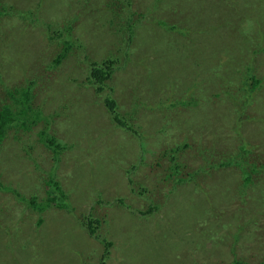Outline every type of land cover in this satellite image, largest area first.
<instances>
[{
    "label": "rangeland",
    "instance_id": "rangeland-1",
    "mask_svg": "<svg viewBox=\"0 0 264 264\" xmlns=\"http://www.w3.org/2000/svg\"><path fill=\"white\" fill-rule=\"evenodd\" d=\"M0 4V110L30 87L40 114L0 147V264H264V0ZM109 58L98 91L87 66ZM51 178L68 208L33 209Z\"/></svg>",
    "mask_w": 264,
    "mask_h": 264
},
{
    "label": "trees",
    "instance_id": "trees-1",
    "mask_svg": "<svg viewBox=\"0 0 264 264\" xmlns=\"http://www.w3.org/2000/svg\"><path fill=\"white\" fill-rule=\"evenodd\" d=\"M67 3L70 4H78L80 3V0L77 1V3L72 2L71 0H67ZM33 13V12H32ZM30 11H27V17L32 18L33 14ZM15 15L13 12H10L9 9L5 8L4 6H2L0 4V21L3 23L8 19L9 21L14 20ZM62 35H60V37H57V40L63 39L61 38ZM30 40V39H28ZM36 39H32V42H35ZM69 41H71V38H69L67 40L66 43H68ZM65 43V44H66ZM75 43V41H74ZM63 56L59 55L55 62L59 61L61 63ZM109 61L107 63H98V62H89V66H87L88 69V76H87V81L90 82V84H92L93 86L96 87V90L98 91H103L105 86H107L108 84H106V80L111 78L113 73L115 72V64L116 62L113 59H108ZM252 83L254 84L253 88H251L249 91H253L254 87H258L259 88L262 87V85L264 84V80L261 81V79L258 78H254V80H252ZM258 88V89H259ZM8 94L9 96L12 98L11 102L9 104H6L3 106V108L0 110V147L2 145V143L4 142V140L6 139L9 131L11 129H13L16 126H20L22 128H27V126L29 124H35L37 122V120L39 119V115L36 112H33L31 114L28 115V107L29 105L24 103V100L26 103L31 101L32 98V89L30 87H26L24 89L22 88H15L14 90H10L8 89ZM24 99V100H23ZM12 100H13V104H12ZM105 106L107 107L108 113L112 116V120L119 126H121L124 130H131L130 126L126 123L125 118L121 117V115H119L118 111H117V103L116 100L114 98H112L111 96L106 97L105 99ZM31 110V109H30ZM153 110V109H151ZM27 112V113H26ZM28 115V116H27ZM27 118H24V117ZM42 133V132H41ZM46 131L43 132L41 135L43 137V144L46 148H48L49 150H51L56 157H58L61 153V146L56 144V140L54 137H48L45 136ZM247 144L243 147H241V149L247 153H250V149H247ZM181 146L172 149V152H179L181 150ZM221 165H224L223 163ZM179 165L176 164L175 166H173V168H171V170L174 173H178L179 170ZM244 171V179H243V186H241V189L245 190L248 189V185L253 184V179L251 176H249L250 173L256 174L258 175V170H260L259 168H257V166L254 165H250L245 167L244 165H242L241 168ZM247 169L249 171V173L245 170ZM264 170V166L262 168ZM192 177V176H191ZM47 187H50L51 190V195L49 196V202L45 203V204H41V205H37L35 203V201L33 199L29 200V205L32 206V208H37V209H44L45 207H47L48 205H54L57 206L58 208H68V205L66 204V196L64 194V192L61 189V186L58 182H56L53 178H51L50 180H48L47 182ZM14 191V190H13ZM15 194H19L17 191L14 192ZM242 194V191L239 189L238 190V195L240 196ZM52 196V197H51ZM152 211L157 210L156 208H158L157 205H150ZM88 231L93 233L95 231V228H92L91 223H88V227H87ZM104 243V246L106 247L105 251H104V258H107L110 255V249L113 246V242H107L102 241ZM230 264H246L244 261H241L239 259L232 261Z\"/></svg>",
    "mask_w": 264,
    "mask_h": 264
}]
</instances>
